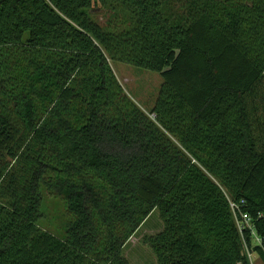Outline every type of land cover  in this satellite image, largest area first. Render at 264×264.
<instances>
[{
    "label": "trees",
    "instance_id": "obj_1",
    "mask_svg": "<svg viewBox=\"0 0 264 264\" xmlns=\"http://www.w3.org/2000/svg\"><path fill=\"white\" fill-rule=\"evenodd\" d=\"M111 60L160 73L150 113ZM229 199L264 261V0H0V264H132L142 230L157 264H246Z\"/></svg>",
    "mask_w": 264,
    "mask_h": 264
},
{
    "label": "rangeland",
    "instance_id": "obj_2",
    "mask_svg": "<svg viewBox=\"0 0 264 264\" xmlns=\"http://www.w3.org/2000/svg\"><path fill=\"white\" fill-rule=\"evenodd\" d=\"M94 16L101 17V14L96 13ZM110 63L126 93L140 108L150 113L163 81L160 73L120 61L111 60ZM151 117L155 116L151 114ZM67 218L63 199L42 189L41 216L38 219L40 227L61 234ZM152 218L150 217L148 221L150 222ZM152 233L154 230H142L131 239L125 254L132 264H149L150 262L157 264L150 248L142 242L145 234Z\"/></svg>",
    "mask_w": 264,
    "mask_h": 264
},
{
    "label": "built area",
    "instance_id": "obj_3",
    "mask_svg": "<svg viewBox=\"0 0 264 264\" xmlns=\"http://www.w3.org/2000/svg\"><path fill=\"white\" fill-rule=\"evenodd\" d=\"M229 203L237 228L243 237V255L245 256L246 264H264L256 249L257 246H262L263 239L257 233L254 218L245 210V200L235 201L229 199ZM238 264L245 263L240 261Z\"/></svg>",
    "mask_w": 264,
    "mask_h": 264
}]
</instances>
